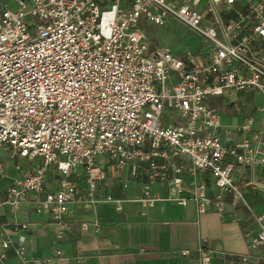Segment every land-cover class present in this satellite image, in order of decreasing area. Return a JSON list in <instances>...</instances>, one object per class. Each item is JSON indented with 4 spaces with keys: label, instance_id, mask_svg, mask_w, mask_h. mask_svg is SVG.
<instances>
[{
    "label": "built area",
    "instance_id": "built-area-1",
    "mask_svg": "<svg viewBox=\"0 0 264 264\" xmlns=\"http://www.w3.org/2000/svg\"><path fill=\"white\" fill-rule=\"evenodd\" d=\"M12 1H0V179L11 180L0 189V264L65 256H30L25 207L48 214L59 240L71 208L99 203L193 201L233 218L245 208L257 224L248 247H264V209L248 198L264 194V0ZM170 18L210 49L151 47L143 24ZM232 91L258 92L259 105L233 106L262 116L224 123L217 97ZM118 185L120 196L101 195ZM199 252L211 264L213 251Z\"/></svg>",
    "mask_w": 264,
    "mask_h": 264
},
{
    "label": "crops",
    "instance_id": "crops-1",
    "mask_svg": "<svg viewBox=\"0 0 264 264\" xmlns=\"http://www.w3.org/2000/svg\"><path fill=\"white\" fill-rule=\"evenodd\" d=\"M248 198L256 209H264L263 193L249 192ZM22 216L32 223L30 256L48 257L61 248L65 256L58 264H200L201 247L213 251L211 264H264V247H248V232L257 224L245 208L233 218L214 210L200 214L193 201L186 206L158 201L151 207L125 202L121 210L114 203H99L71 208L73 227L63 240L57 239L48 214L25 207ZM97 217L99 230L82 229V221Z\"/></svg>",
    "mask_w": 264,
    "mask_h": 264
},
{
    "label": "rangeland",
    "instance_id": "rangeland-1",
    "mask_svg": "<svg viewBox=\"0 0 264 264\" xmlns=\"http://www.w3.org/2000/svg\"><path fill=\"white\" fill-rule=\"evenodd\" d=\"M2 1V0H0ZM8 3H12V0H4ZM143 28L148 36V43L151 47L158 45H169L172 47L174 52L177 54H185L188 51L192 52H207L210 49L208 39L201 35L199 32L188 26L187 24L179 21L176 18H170L164 25H158L149 21L143 24ZM246 99L252 105H259L262 103V96L257 92H253L247 96L237 94L236 91H232L226 96L217 97V101L220 102L221 108H218L224 123L228 124H238L242 123L244 119L248 118L251 115L256 114L257 118L262 116V113L255 111L236 110L233 106V102L239 103L240 100ZM218 106V107H219ZM227 106V107H225ZM169 120V116L167 117ZM242 136V134H240ZM11 183V180H1L0 179V189L5 188ZM109 184L113 183L109 181ZM119 185L114 187L111 191V188L108 186L104 188L101 195H105L108 192H112L120 196L121 192H118ZM125 193V192H124ZM253 205V204H252ZM254 206V205H253Z\"/></svg>",
    "mask_w": 264,
    "mask_h": 264
},
{
    "label": "trees",
    "instance_id": "trees-1",
    "mask_svg": "<svg viewBox=\"0 0 264 264\" xmlns=\"http://www.w3.org/2000/svg\"><path fill=\"white\" fill-rule=\"evenodd\" d=\"M220 105V104H219ZM219 105H217V106H219ZM219 108H221V106H219Z\"/></svg>",
    "mask_w": 264,
    "mask_h": 264
}]
</instances>
